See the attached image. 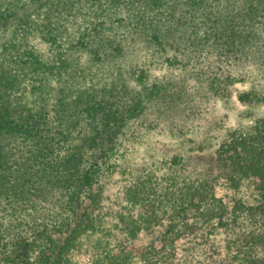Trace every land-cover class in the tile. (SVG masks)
<instances>
[{
  "label": "trees",
  "instance_id": "16d2710c",
  "mask_svg": "<svg viewBox=\"0 0 264 264\" xmlns=\"http://www.w3.org/2000/svg\"><path fill=\"white\" fill-rule=\"evenodd\" d=\"M0 33V264H52L72 237L94 230L84 215L101 188L97 160L104 162L116 144L120 113L113 98L126 81L153 102L166 75L248 82L237 99L264 106V0H0ZM48 102L56 128L43 115ZM134 102L128 98L127 109ZM87 118L94 126L84 138L92 162L84 164L81 145H71L72 127ZM215 156L232 179L256 177L264 198V116L247 130L226 133ZM186 187L169 199L178 208L154 244L106 251L114 257L107 264H192L180 239L185 231L202 223L211 224L208 232L243 225L236 209L224 211L210 180ZM261 203L244 207L251 226L259 216L264 223ZM115 228L111 223L110 231ZM258 231L228 244L264 243V227ZM208 239L201 232L195 245ZM207 246L201 263L224 264L220 251ZM240 256L241 264H258Z\"/></svg>",
  "mask_w": 264,
  "mask_h": 264
},
{
  "label": "rangeland",
  "instance_id": "374dc122",
  "mask_svg": "<svg viewBox=\"0 0 264 264\" xmlns=\"http://www.w3.org/2000/svg\"><path fill=\"white\" fill-rule=\"evenodd\" d=\"M165 77L169 81L155 96V102L150 99V93L134 81L120 85L119 94L113 98L120 109L113 126L118 129L116 144L104 162H101L104 159L97 160L101 188L97 203L89 205L84 215L93 219L94 230L72 237L68 250L59 252L52 264H107L114 257H106V251L115 254L118 248L126 250L154 244L171 218V209L178 208L171 207L169 199L182 194L180 191L186 190V185L192 188L206 179L213 183L214 196L223 203L224 211L229 214L236 209L243 225L208 232L211 224H197L199 230H188L181 235L184 254L189 252L192 264H200L208 255L207 245L212 244L220 251L224 264H241L243 254L264 264V243L252 248L241 243L238 248L228 244V240L248 230L259 233L264 227V223H258L261 216L254 221L257 222L255 227L244 218V207H256L264 199L257 189V179L252 175L232 179L231 172L217 164L215 156L226 133L249 129L264 116V106L237 99L239 93L248 89V82L207 84L190 77ZM88 83L95 85L92 81ZM108 86V83L103 84L105 88ZM132 96L136 102L134 109L129 110L126 100ZM113 99H107L108 103ZM50 103L43 106V115L47 113L49 126L56 128ZM28 105L35 109L41 107L36 103ZM92 121L81 119L72 127L71 145H81L84 164L92 162V149L84 140L93 132ZM110 169L115 171L111 176ZM145 209L150 211L147 216L143 213ZM185 217L190 223L192 215ZM111 223H116V228L110 231ZM201 232L208 235V243L196 246Z\"/></svg>",
  "mask_w": 264,
  "mask_h": 264
}]
</instances>
